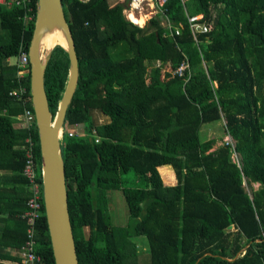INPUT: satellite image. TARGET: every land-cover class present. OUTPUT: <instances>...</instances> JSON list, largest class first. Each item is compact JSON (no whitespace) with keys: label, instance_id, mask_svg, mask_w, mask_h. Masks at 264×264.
I'll use <instances>...</instances> for the list:
<instances>
[{"label":"trees","instance_id":"obj_1","mask_svg":"<svg viewBox=\"0 0 264 264\" xmlns=\"http://www.w3.org/2000/svg\"><path fill=\"white\" fill-rule=\"evenodd\" d=\"M60 1L78 65L61 140L78 263L137 264L133 237L141 235L149 264H264V0H168L165 14L180 29L174 36L163 34L158 15L143 27L126 20L128 0ZM23 12L0 3V168L9 166L27 187L23 133L13 127V116L31 110L28 68L17 78L16 65L6 61L20 44L27 50L35 6L32 20L23 22ZM199 12L204 19L213 13L212 27L196 41L187 15ZM184 56L191 73L173 74ZM68 65L64 48L55 45L44 74L53 115ZM18 79L23 104L9 94ZM221 119L239 164L229 146L200 138L205 124ZM74 123L84 133L68 136ZM33 137L38 167L35 129ZM163 165L172 169L174 183L163 182ZM244 179L259 184L251 194ZM113 190L126 206L124 225L110 222ZM28 196L15 214L24 224L21 237L6 245L20 247L26 238L21 216ZM43 212L35 249L42 261L36 264H54ZM19 260L0 252V264Z\"/></svg>","mask_w":264,"mask_h":264},{"label":"water","instance_id":"obj_2","mask_svg":"<svg viewBox=\"0 0 264 264\" xmlns=\"http://www.w3.org/2000/svg\"><path fill=\"white\" fill-rule=\"evenodd\" d=\"M60 34L64 45L42 47L45 37ZM55 45L67 53V79L53 115L44 87V74ZM28 92L33 111L42 179L44 216L54 264H79L67 203L65 168L60 130L77 84V57L60 0H36L31 36L27 45ZM232 227V226H228Z\"/></svg>","mask_w":264,"mask_h":264},{"label":"built area","instance_id":"obj_3","mask_svg":"<svg viewBox=\"0 0 264 264\" xmlns=\"http://www.w3.org/2000/svg\"><path fill=\"white\" fill-rule=\"evenodd\" d=\"M167 1L168 0H128L125 8L123 9V14L126 20L131 23L133 22L129 19L130 14H134L135 16L143 15L147 21L151 17L158 15L160 19V25L164 28L163 34L169 36L178 35L180 32L179 27L173 25L172 21L169 20L164 11V4ZM180 1L184 3L186 0ZM0 3L5 6H20V8L24 10L22 15L23 22L30 21L33 18L32 10L33 5L36 6V0H0ZM146 6H148L149 11L147 13H143ZM212 17L213 13H211L208 19H204L205 17L202 12L193 15H187L190 31L196 41L198 33L207 32L211 29ZM143 24H146L145 21ZM140 27H143V25ZM15 57L16 59L12 64L16 65L17 78L22 79V77L27 73L28 68L27 50L23 49L22 44L19 45L18 53L15 55ZM185 71H187L189 74L191 73L190 64L186 56L183 57L181 62L173 69L172 72L176 75H182ZM18 81L19 83L17 86L12 88L9 94L11 97L13 96L20 99L21 103L23 104L25 101V97L23 95L25 92V87L20 83V79H18ZM13 117L14 120H16L18 127L22 129L23 133V137L19 145L24 156V165L22 167L21 173L26 181L29 192V196L26 201V210L21 216L26 225V238L19 247L18 254L20 260L17 262V264H36L37 262L42 261V256L38 255L35 252V249L37 245V221L39 220L40 216H42V210L44 211V206L42 198V179H40V163L38 164V167L35 163L36 142L33 137L35 129V123L33 124L34 116L32 109L30 110L29 108L23 107L21 113L16 114ZM83 133L84 126L80 123L72 124L67 130L68 136L77 134L81 135ZM63 134L64 123L60 130V140H62ZM90 136L94 142H97L99 139L94 128L90 129ZM222 145L230 147V150H232V158L237 162V164H239V155L235 150V142L229 134H225ZM37 172L39 174H37ZM37 175L39 176V179H37Z\"/></svg>","mask_w":264,"mask_h":264},{"label":"crops","instance_id":"obj_4","mask_svg":"<svg viewBox=\"0 0 264 264\" xmlns=\"http://www.w3.org/2000/svg\"><path fill=\"white\" fill-rule=\"evenodd\" d=\"M6 61L9 64L13 63L9 61V57ZM13 127L20 132L22 131L16 120H14ZM217 146L219 145L217 144ZM158 169L164 183L172 184L175 182L174 173L169 165H163ZM15 176L16 174L9 166L0 168V252L19 257V247L6 245L20 238L24 227V224L18 223V216L15 214L22 210L21 201L28 193V189Z\"/></svg>","mask_w":264,"mask_h":264},{"label":"rangeland","instance_id":"obj_5","mask_svg":"<svg viewBox=\"0 0 264 264\" xmlns=\"http://www.w3.org/2000/svg\"><path fill=\"white\" fill-rule=\"evenodd\" d=\"M149 11L148 6L144 9L143 13H147ZM143 16V15H142ZM140 17V16H139ZM147 19L145 20L146 23ZM142 26V25H141ZM144 26V24H143ZM140 27V26H139ZM16 59L15 56L9 57V61L14 62ZM98 121H103L101 116L98 117ZM224 119H221L217 122H213L210 124H205L200 132V138L202 141L208 139H214L216 141V146L222 145L224 142L225 137V125ZM161 175V174H160ZM127 184L132 183L133 178L130 172L125 174ZM246 190L251 194L253 189H257L258 183H250L246 179L243 182ZM111 199L109 200L108 204V213L110 215V222L114 225H124L127 220V212L126 206L123 201L122 195L118 190L111 191ZM85 232L88 233V229L85 228ZM135 243H137V253H138V260L137 264H149V252L147 247V241L144 236H135L133 237Z\"/></svg>","mask_w":264,"mask_h":264},{"label":"bare ground","instance_id":"obj_6","mask_svg":"<svg viewBox=\"0 0 264 264\" xmlns=\"http://www.w3.org/2000/svg\"><path fill=\"white\" fill-rule=\"evenodd\" d=\"M144 18L145 17L142 16V15H140V17L139 16H135L134 14H130L129 15V19L133 23H135V24H137L139 26L143 25ZM55 43H59L61 45H64V41L61 38L60 34L54 33V34H51V35H48L47 37H45L44 40H43V42H42V47L43 48L44 47H49V46H51V45H53Z\"/></svg>","mask_w":264,"mask_h":264}]
</instances>
